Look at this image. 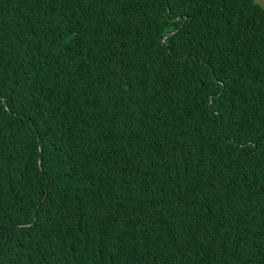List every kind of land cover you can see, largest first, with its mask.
I'll list each match as a JSON object with an SVG mask.
<instances>
[{"label":"trees","instance_id":"1","mask_svg":"<svg viewBox=\"0 0 264 264\" xmlns=\"http://www.w3.org/2000/svg\"><path fill=\"white\" fill-rule=\"evenodd\" d=\"M0 264H264V6L0 0Z\"/></svg>","mask_w":264,"mask_h":264},{"label":"rangeland","instance_id":"2","mask_svg":"<svg viewBox=\"0 0 264 264\" xmlns=\"http://www.w3.org/2000/svg\"><path fill=\"white\" fill-rule=\"evenodd\" d=\"M257 1L264 6V0H257Z\"/></svg>","mask_w":264,"mask_h":264}]
</instances>
